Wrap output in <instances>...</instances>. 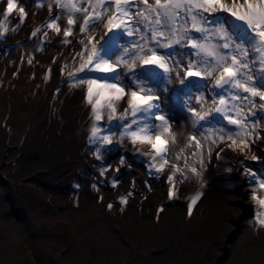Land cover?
Listing matches in <instances>:
<instances>
[{
  "label": "snow or ice",
  "instance_id": "6c2138e0",
  "mask_svg": "<svg viewBox=\"0 0 264 264\" xmlns=\"http://www.w3.org/2000/svg\"><path fill=\"white\" fill-rule=\"evenodd\" d=\"M32 3L36 8L44 6V0ZM47 8L57 13L44 27L62 33V43L70 42L67 38L78 21L79 33L84 34L79 40L81 50L73 57L74 61L79 58V66L67 75L70 86L86 89L84 99L92 117L88 143L99 145L96 158L101 159L102 149L114 140L130 142L135 152L150 158V172L155 169L160 174L170 168L166 182L172 199L177 180H203L205 148L210 160L214 147L223 145L215 151L218 160L228 149L243 157L241 164L261 161L259 173L247 166L243 171L253 185L255 224L264 228V160L251 147L258 140L264 142V0H48ZM14 9L20 23L24 22V7L18 0H6L0 36L6 35ZM101 25L103 42L87 34ZM39 31L34 28L31 35ZM173 82L181 87L171 90L172 98L190 114L191 128L199 131L212 125L200 138L189 132L179 147L171 119L161 108L160 93L169 92L167 86ZM121 99H126V106L118 111ZM105 116L110 124L106 130L100 123ZM124 160L121 156V165ZM110 167H101L100 175ZM118 182L112 179V186ZM203 187L200 183L189 197V215ZM130 195L119 197L120 203H126Z\"/></svg>",
  "mask_w": 264,
  "mask_h": 264
},
{
  "label": "bare ground",
  "instance_id": "6f19581e",
  "mask_svg": "<svg viewBox=\"0 0 264 264\" xmlns=\"http://www.w3.org/2000/svg\"><path fill=\"white\" fill-rule=\"evenodd\" d=\"M47 2L48 0H44V5H47ZM18 4L20 6L25 4L29 9H39L35 7L32 0H18ZM5 6L6 0H0V18L3 17ZM52 13L44 22L47 23L50 17L55 16L57 10L53 8ZM15 19H18V12L14 9L8 18L6 35L0 36L1 44L4 41L12 42V45H8L10 48L0 49V172L6 178L3 187L18 198V201L20 199L19 204H17L23 206V210L27 213L24 221L27 223L37 222L44 216L59 215V212L60 215H73L81 209V215H84V219L80 220V217L78 218V227L80 226L81 231L88 238L91 236L87 247L83 248L84 259H91L97 252L101 261L106 263L112 260L114 256L119 255L118 240H123L129 245L130 249L136 248L135 243L158 244V246L163 245L172 248L181 240H184L179 236V231L184 224L178 222L174 227L176 221L166 222L163 220L165 222L163 225L162 220H160L161 211L158 212L157 210L162 209L170 200L167 193V201L164 200L162 203L151 206L152 225L143 223L138 234L133 235L134 232L128 229V227L131 228L129 221L134 222L132 217L139 218L141 215L138 211L141 207L140 203L135 202L133 206L129 204L130 209H127V203L121 204L119 200L112 199L114 193L112 192V196H110L109 192L104 190L107 189L110 183L106 184V178H102L100 172L98 174L94 171V163L98 160L94 153L99 145L93 146L88 143L92 117L91 107L84 99L86 89L84 86H70L67 75L73 67L79 66V58L73 60L76 53L81 50L79 40L84 38V34L79 33V21L73 29V34L67 38L70 42L65 44L62 43L65 39L62 33L57 34L51 29H47L44 27L46 23H43V25L39 23L40 21L33 22L32 19L25 17L24 22L21 24L19 20L15 21ZM28 20H31L30 23H28ZM60 24L61 27L65 24L63 16ZM100 27L103 28L102 25ZM34 28L40 29L36 36L31 35ZM12 29L16 30L13 31ZM45 32H47V36L44 35ZM87 34L93 35L91 32ZM103 38L104 34L96 41L103 42ZM67 47L75 49H70L61 54ZM45 49L46 52H44ZM2 53L5 55L4 58H1ZM39 56L44 61L37 66L38 75H34L28 68L34 66L35 58ZM30 58L31 63H29ZM62 67H64L63 72H61ZM23 70L29 73L22 74ZM46 75L48 79H45ZM91 75L99 74L91 73ZM53 76L56 78L55 81ZM15 83L20 85H18L19 88L16 87L17 89L13 90ZM176 85H178L177 88L174 87L173 89L181 87L178 83ZM160 94L162 97L161 107L163 106L168 111L176 110L178 112L181 109L183 110L180 105V107L173 106L169 108L172 103L165 99L164 92ZM168 97L172 102H175L171 91ZM125 106L126 101L122 106H117L118 111H123ZM100 123L104 130L110 126L106 116L105 120ZM211 126L205 125L204 128L197 131V138H200V133ZM190 128L191 125L186 123L185 119L184 132L177 134V147L184 144V138L187 136L186 131H189ZM113 130L115 131V128ZM205 134L207 133L205 132ZM159 143L160 141H157L158 145ZM114 147L121 149V152H127L128 149L134 150L130 142L125 141L121 144L114 140L111 145L105 146L102 152L105 149ZM137 147H141L142 151L147 150L144 146L137 145ZM219 147H223V145L214 147L210 160L207 158L205 148L206 164L209 163L212 168L217 164H223L215 156V151H218ZM251 147L253 152L264 160V142L255 143ZM138 154L145 160L147 174L160 178L168 186L166 176L170 168H166L160 174H157L155 169L150 172L148 168L150 158L143 156L141 153ZM222 154L229 158L227 166L231 170L240 167L242 156L228 149H225ZM3 158L6 159L5 163H3ZM116 162L120 164V158ZM259 162L261 163V161ZM2 164L4 165L3 171L1 169ZM119 167L114 166L112 171H116ZM143 179H148V176H144ZM93 184L96 185L95 188ZM202 192L203 195L194 204L192 211L195 208L203 210L205 217L202 218V223H205L206 227L215 221L220 213L234 211L231 207L224 206L217 196L211 193L212 191ZM192 195H188L184 201V220L189 215L188 198ZM1 197L0 200H2ZM88 197L90 199L85 201L87 205L83 206L84 198ZM91 198H93V201H91ZM50 201L55 205L52 209L48 207ZM109 204L112 205L111 208L108 207ZM82 206L83 208H81ZM4 214L6 216V213ZM24 227H26V231L21 230L19 232L20 236L15 235L12 230H7L4 225L0 228L3 229L0 230V233L4 238L0 241V258L3 264H34L32 258L29 257V255H34L29 253L33 248L24 240V234H27L29 239L31 237L30 241L32 243L41 248L43 247L45 254L49 245L58 243L56 236L45 235L37 229L34 234L28 230L29 227L27 228L25 224ZM142 229L143 231H141ZM163 229L165 233H163ZM172 240L174 243L171 242ZM180 244L182 243L180 242ZM164 252H167L165 255H168L167 250ZM67 253L69 251L60 253L55 258L51 257L53 259L50 264H65L64 260L69 256ZM64 256L65 258L62 260ZM164 259L165 257L161 253L160 259L159 257L156 258L154 263H167L166 261H160Z\"/></svg>",
  "mask_w": 264,
  "mask_h": 264
},
{
  "label": "rangeland",
  "instance_id": "374dc122",
  "mask_svg": "<svg viewBox=\"0 0 264 264\" xmlns=\"http://www.w3.org/2000/svg\"><path fill=\"white\" fill-rule=\"evenodd\" d=\"M22 6L27 13L26 17L32 19L33 22L40 21V24H45V19H47L50 14H53L52 12L50 13L48 11L47 5H44L39 9H29L25 4H22ZM17 20L19 19H15V21ZM28 21V23H30L31 20ZM60 22L61 20L59 21V23ZM89 32L93 34L96 41L103 36L105 30L104 28L97 26L90 29ZM10 42L4 41L3 44L0 43V49H6V47L10 48L8 47V45H12V42L11 44ZM120 42L123 43V41ZM70 49L73 50L75 48L67 47L61 54H63L64 52L66 53ZM44 52H46V49L44 50ZM4 57L5 55H3L2 53L1 58ZM43 61L44 59L42 57H36L34 66L29 67L28 70L31 73H34V75H38L37 66ZM27 73L29 72H26L24 70L22 71V74ZM53 78V80L55 81L56 78L54 76ZM124 83L127 85L129 81L125 79ZM18 85L20 84L15 83L13 90L19 88ZM177 86L178 85L173 82L167 87L171 91V89H173L174 87L177 88ZM169 92L165 93V99L172 103L169 108H172L173 106L180 107V104H175L176 102H172L170 100V98L168 97ZM205 94L207 95L206 89ZM125 101L126 99H121L117 103V106H122ZM161 108L165 113L167 112V115L171 119V130L176 134H178L179 132H184L185 119L186 123L190 124L188 120V116L190 114L185 109H181L177 112L176 110L168 111L166 108H163V106ZM257 111H259L258 108ZM262 124H264V121H262ZM190 129L189 131H186V135H188L189 132H194V134L197 135V131H192V128ZM261 135L262 137H264V132H262ZM259 142L261 141H256V143ZM105 150L103 151L104 153L102 152L101 159L97 160L94 163V171L99 174L101 167H106L110 164L111 167L107 169L105 174L103 176L100 175L102 178H106V184L110 183L109 186H107V189L104 190L106 192H109L110 196H112L111 193L113 192L114 194L112 196V199L114 200H119V197L125 196L129 192H131V195L127 197L126 201V207H128L127 209H130L129 207L131 205L133 206L135 202L140 203L141 207L138 209V211L141 215L139 216V218L135 216L132 217L134 222L132 220L129 221V225L131 226V228L128 227L129 230L134 232L133 235H136L142 228L143 223H149L150 225H152V216L150 215L151 206H155L156 203H162V201L164 200L167 201L166 193L168 186L165 185L160 178H156L154 176H151L150 174H147L145 160L133 149H128L127 152H121V149H118L117 147L108 148ZM255 154L257 155V153ZM171 155L172 153L170 151L169 158ZM121 156H124L125 158L123 165L116 162L117 159H119ZM225 156L226 155L223 154L221 155L220 160L223 164H217L213 168L209 165V163L206 164V167L210 169H204L202 181H198L196 178L190 177L187 180H177L175 182L174 197L167 202L160 213V220H162L163 225L165 224L164 221H176L174 223V227L178 222L184 224L179 231V236L184 240L180 239V242L182 244H180L179 242L172 248H167L163 245L158 246V244L151 245L145 243H135L136 248L130 249L129 245L126 244L123 240H118L117 243L120 246L119 255L114 256L108 263L101 261V258L97 252L95 256L91 257V259H84L83 248L85 246L87 247L89 238L91 236L88 238L86 234L81 231L80 226L78 227V218L80 217V220L84 219V215H81V209L73 215L65 216L62 213V215H60L59 212V215L47 217L44 216V218H41L37 222L27 223L24 221L25 217H27V213L23 210V206H18L20 199L18 201V198H16L10 191H6L7 188L3 187V182L6 178L1 172L0 197L2 195V200H0V212L3 213H0V219L3 220H0V228H2L4 225L7 230H12L15 235L20 236L19 232H21V230L26 231V227H24L25 224L27 228L29 227L28 230L31 233L35 234V231L39 230L45 235L57 237L58 243L56 245H49L46 248L45 254V252L43 251V247L41 248L37 246V244L35 245L34 243H32V241H30L31 237L29 239L28 235L24 234V240L30 246H32L31 248H33V250H30L29 253L34 255H29V257L32 258L34 264H50V261L55 258V256L68 251L69 253L67 254H69V256L65 258V255L62 259L64 260L65 258V264H156L154 263V260L158 257L160 259L161 253L162 256L165 257V259L160 261H166L167 263L161 262L157 264H264V228H260L255 224L254 216L256 207L250 195L253 185L251 183V178L243 171V168L247 166L252 168L253 171L259 173L261 163L259 161L248 160L243 164H240V167L238 166L237 169L234 168L233 170H231L227 166L229 158ZM5 162L6 159L3 158V163ZM114 166L120 167L118 168V170L112 171ZM1 169L3 171V164L1 166ZM142 176H148V179L142 180ZM114 178L118 179L119 181L115 187H113L111 183L112 179ZM200 183L204 184V187L201 189L202 191H212L211 193L217 196L218 200L221 201L224 206H227L228 208L231 207V209L234 210L233 212L225 211L224 214L220 213V216L215 221L211 222L207 227L205 226V223H202V218H204L205 215L203 213V210L201 211L199 208H195L194 211H192L191 215H188L185 220L183 217L184 201L188 195H192L196 192V188L200 187ZM87 199L89 200L90 198H84L83 206L87 205V203L85 202L87 201ZM11 200L15 201L12 202ZM91 201H93V198H91ZM6 203L8 207L6 206ZM54 206V203L50 201L48 207L52 209L54 208ZM83 206L81 208H83ZM4 213H6L7 217ZM250 220L252 221V224ZM141 231H143V229ZM163 231V233H165L164 229ZM2 240H4V238L0 233V241ZM171 242L174 243L173 240ZM165 250L168 251V255H165L167 254V252H164ZM0 264H3L1 258Z\"/></svg>",
  "mask_w": 264,
  "mask_h": 264
}]
</instances>
